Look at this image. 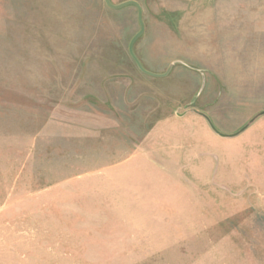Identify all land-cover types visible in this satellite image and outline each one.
<instances>
[{
    "label": "rangeland",
    "instance_id": "rangeland-1",
    "mask_svg": "<svg viewBox=\"0 0 264 264\" xmlns=\"http://www.w3.org/2000/svg\"><path fill=\"white\" fill-rule=\"evenodd\" d=\"M135 1L163 77L132 5L0 0V264H264V0Z\"/></svg>",
    "mask_w": 264,
    "mask_h": 264
},
{
    "label": "water",
    "instance_id": "water-1",
    "mask_svg": "<svg viewBox=\"0 0 264 264\" xmlns=\"http://www.w3.org/2000/svg\"><path fill=\"white\" fill-rule=\"evenodd\" d=\"M104 3L107 7L111 8V9H114V10H117V9H121V8H124L126 6H134L137 10V21H138V24H139V30L132 36V38L130 39L129 43H128V53L130 55V57L132 58V60L134 61L135 65L137 66V68L143 72L144 74H147L149 76H152V77H163L165 75H167V73L170 71V69L172 68V66L175 64V63H178L179 61H173L168 69L166 70L165 73H152V72H149L147 71L143 66L142 64L140 63L139 59L137 58V56L135 55L134 51H133V45H134V42L136 41V39L143 33V30H144V23H143V19H142V8H141V5L135 1V0H125V1H122L120 3H117V4H114L111 2V0H104ZM200 115H202L209 123L211 129L216 133L218 134L219 136L221 137H230V136H235L237 134H239L240 132H242L246 127H247V124H245L243 127H241V129H239L237 132L235 133H232V134H225V133H222L218 130H216L214 128V126L211 124L209 118L207 117L206 114L204 113H201V112H198ZM261 114H264V110L261 111L259 113V115ZM254 119V118H253ZM253 119L250 120V122L253 121Z\"/></svg>",
    "mask_w": 264,
    "mask_h": 264
}]
</instances>
